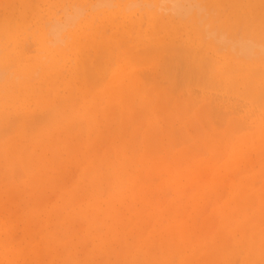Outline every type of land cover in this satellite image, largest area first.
Returning <instances> with one entry per match:
<instances>
[{
    "label": "rangeland",
    "instance_id": "rangeland-1",
    "mask_svg": "<svg viewBox=\"0 0 264 264\" xmlns=\"http://www.w3.org/2000/svg\"><path fill=\"white\" fill-rule=\"evenodd\" d=\"M97 1L0 0V25H2L0 26V70L2 69L0 71V75L2 74L0 76V91H2L0 94L3 95H1L3 99L0 96L2 99L0 100V119L6 117L3 120L6 124L2 120L0 121V259H2L0 263L12 264L13 261L21 259V253L25 254L24 257L28 256L26 258H33L34 254L39 252L34 257L36 258L35 264H264V256H262L264 255V240L259 242L260 249L262 248V251L260 250L262 253L259 255L255 253L251 244L256 234L264 239V184H262L264 183V125L257 126L259 123H254L256 116L264 115V109H260V106L264 108V102H261L264 101V90H262L264 89V79H262L264 72L257 71L256 73L259 75H254L253 70L252 72L250 70L252 68L255 70L264 69V65H262L264 58H261L259 53H256L258 57L254 56L255 60H251V58L247 60L245 56L244 58L243 56L235 57L238 46V43L237 45L235 43L247 41L248 36V41L250 39V42L252 41L255 45L262 44L261 46L264 47V41H262L264 40V0H241L240 3H238L240 0H219L224 2L217 4L218 0H213V2L183 0L186 3L181 6L191 5L190 12L187 13L189 10L185 7L177 9H186V16L182 11H178L182 13L181 15L175 11V8L174 10L168 8L169 4H172L169 0H163V3L161 0H159L160 2L158 0H152V2L151 0H105L110 5L104 2L103 7L98 3L101 0ZM173 1L175 2V0ZM227 1L229 2L227 3ZM179 2L181 4L182 0ZM198 2L199 4H197ZM93 3L96 6L93 7ZM79 5L80 8H84H82L83 10L79 8L77 13L75 9ZM147 5L150 6V9ZM210 6L215 8L214 13L211 12L213 10H209L212 9ZM119 8L120 12H115L119 11ZM74 11L76 15L80 14V11L84 13L82 12L79 20L76 19V23L74 21L70 27H68L70 24L68 23L63 32L58 33L59 38H52L55 35L52 34V31L49 32L48 28L53 20L55 22H57L56 20H66L68 17L66 15ZM112 13L116 14L112 15ZM95 14L96 16H94ZM87 15L89 16L86 22L88 25L83 21L88 17ZM122 15H127V19L122 18ZM200 16H203L204 19ZM156 18L157 20L160 18V22H155ZM123 19L127 20V24ZM80 20H82L81 27H86L89 30L85 31L77 26ZM198 20L203 22L199 23ZM43 23L48 24L44 25ZM155 24H158L157 28H155ZM91 25L94 26L91 27ZM6 29L12 31L6 32ZM218 29L222 31L226 40L230 36L232 39V35L233 39L237 38V41L229 40L235 46L234 54L233 50L230 49L232 51L230 53L228 49L232 43L226 42L224 38L223 42L220 38V42L217 41L221 45L219 46L214 41L217 34H221L220 31H217ZM211 31L215 34L217 32V34H210ZM46 34L47 36H45ZM36 37L38 38L35 39ZM40 37L43 38L42 42ZM97 37L99 38L96 39ZM201 37L206 40L201 41ZM253 37L255 40H252ZM193 38H197V42L194 44L191 43ZM127 39L128 41H126ZM79 40L82 42L79 43ZM87 40L88 42H86ZM73 41L78 43L74 47L72 43L75 42ZM174 44L178 45V48L174 47ZM162 45L172 49L170 52L168 51L169 54L167 50H162ZM179 46H182V49ZM185 46L186 51L184 50ZM154 47L161 48L156 52L150 50V54H147V50H149L147 48L155 49ZM166 47L164 48L166 49ZM188 47H194V51ZM222 47L224 48L222 49ZM144 48L147 49L146 53L141 50ZM169 48L167 49L169 50ZM259 49L255 50L254 47L252 52H257ZM173 50L175 54L172 53ZM188 50H191L192 53ZM260 50L264 51V48ZM141 51H143L142 56ZM187 51L189 55L186 54ZM131 53H135L133 54L135 57L131 59L132 63L129 62ZM15 54L21 55L20 67L28 64L31 66V70L22 74L20 78H15L16 72L13 73L15 68L12 62L10 64L13 65L12 68L5 67L7 57L12 59ZM207 54L211 56L210 64L214 63L211 62L212 58L219 59L220 63L229 61V64H232L230 67L232 72L229 77L236 80L232 84L234 88L229 87L230 84L222 82L221 79L220 83L217 77H213L212 81L215 80L214 82L210 80L209 77L212 76L211 72L215 66L212 65L213 68H209L210 65H205L207 61L205 63L198 62L200 57L201 60L203 57L207 59L209 57ZM175 56L176 59L182 58L180 60H184L183 64L186 65L189 60L191 61H189V65L193 64V66L190 65L191 68L188 69V66L186 68V65L182 68L189 72L180 71L181 64L177 63L179 60L177 61ZM188 56L191 59H187ZM144 57L146 60L143 59ZM164 57L169 58L168 62ZM164 59L163 64L167 68L166 71L162 65ZM171 59L172 61H170ZM185 59L187 60L185 61ZM116 60L122 64L121 67L116 66V64L119 65ZM182 61L179 62L182 63ZM158 62L163 68L158 66ZM173 62L177 65H172ZM42 63H45L44 67ZM83 63L88 64L89 67L83 66ZM36 64L42 66L36 68ZM199 64L205 66L198 68ZM229 64L227 65L229 66ZM52 66L57 67L58 71H55V68L53 70ZM129 66L130 68H128ZM169 66L171 72L168 69ZM241 66L247 73L244 69L242 70L245 72L240 70ZM205 67L204 70L206 72L208 70L206 75L202 70ZM84 68L87 69L84 70ZM232 68L236 71L233 72ZM116 69L119 71L117 72ZM209 69L212 70L209 71ZM237 69L241 72H238ZM114 71L116 73L122 71L116 75L118 81L125 82L126 78L130 80L131 78L128 76L132 75L131 72L134 74L132 75L134 79L138 80L136 79V83L134 82L135 85L132 83L134 80H130L134 89L132 91L129 89L130 92H126L125 96L123 94L124 98L120 95L116 96L115 98L118 99L114 98L115 101L112 102L110 100L113 98L109 100L112 95L108 94V96L104 92L103 96L106 97H103L101 94L108 88V86L107 88L104 86L110 81L109 79L113 78ZM125 71L130 75H127L128 73ZM166 72H170L169 79ZM174 74L179 78L175 79ZM191 74L196 77L192 78ZM201 75L207 81L200 79ZM240 75L246 76L247 79L242 80ZM102 76L105 77L102 78ZM17 77L19 76L17 75ZM119 77H123V79ZM68 79L73 80L71 82ZM148 79L151 83L147 82ZM238 79L239 83H237ZM251 79L253 86L250 84V86L246 85L247 88H243L244 84L248 82L246 80L252 82ZM111 81L112 85H117L116 78ZM118 81L116 82L118 83ZM81 83L83 84L81 85ZM110 83L108 84L110 85ZM200 83L203 85H199ZM207 83L208 89L205 88ZM198 87L199 89H197ZM253 87L256 92L258 91L257 93ZM259 87L262 88L260 89L262 91H259ZM36 88L39 89V92L36 91ZM211 88L214 90L212 91ZM99 89L102 91L100 92ZM188 89L192 90V93L196 92L191 95ZM233 89L234 94L231 93ZM246 89H251L250 94L255 93L251 96L253 103H251L249 91ZM28 90H30L29 93ZM14 92L17 93L14 94ZM183 92L185 93L183 94ZM237 92L239 94H236ZM128 93L129 95L126 96ZM97 95H100V99H97ZM253 96L255 97L253 98ZM255 99L260 102V105L256 103ZM214 102L215 105H212ZM87 105L90 110H87ZM242 105L244 106L242 107ZM86 110L89 111V114L91 111L98 110L99 115L95 114V111L93 112L96 118L92 115V118L98 122L95 124L91 120L93 127H97V129L99 127L97 132H95L96 128L89 131L91 123L87 121L86 117L91 118L92 112L90 116H86ZM51 111L53 112L51 113ZM249 112L252 113L251 116ZM45 113H49L48 116H53L48 117ZM62 113L66 115L60 116L63 115ZM21 115L25 117H20ZM17 116L21 119L17 118V120ZM9 119H12L16 124L11 123L12 126H8L11 121ZM49 119L52 121L50 122ZM60 119L62 120L60 121ZM45 120H48L49 124ZM18 121L20 122L18 123ZM51 124L52 126H50ZM29 126L34 128L33 132L30 131ZM73 126L75 127L73 128ZM38 131H41V134ZM25 132L28 134L26 137H29V141L24 139ZM37 133L41 137L45 134L43 136L46 140L44 137L40 139ZM43 140L47 146L42 143ZM38 142L40 145L35 147ZM33 146L36 150L31 153ZM39 146L44 147V150L39 149ZM27 149L31 157L34 155L33 158H30ZM29 161H31L30 165ZM178 163H180L178 167L180 170L175 166ZM183 171L187 173L185 172V174ZM182 173L185 175L184 178ZM131 185L135 187L133 188ZM251 194H255L253 201L248 199ZM244 218H249V220L246 221ZM250 219L252 220L250 221ZM51 221L53 224L50 223ZM28 224L29 233L27 231ZM244 224L248 226L246 227ZM27 253L28 255H26ZM43 254L46 259L42 258ZM39 255H41L40 260L42 258L41 261L39 260L40 262L38 261ZM13 258L17 259L12 261ZM246 261L247 263H245Z\"/></svg>",
    "mask_w": 264,
    "mask_h": 264
},
{
    "label": "bare ground",
    "instance_id": "bare-ground-1",
    "mask_svg": "<svg viewBox=\"0 0 264 264\" xmlns=\"http://www.w3.org/2000/svg\"><path fill=\"white\" fill-rule=\"evenodd\" d=\"M18 1H19V0H18ZM22 1H23V0H22ZM33 1H34V0H33ZM88 1H89V0H88ZM96 1H97V0H96ZM98 1H99V0H98ZM98 1H97V2H98ZM131 1H132V0H131ZM158 1H159V0H158ZM162 1H163V0H161V2H162ZM169 1H170V3H172V4H171V5L169 4L168 8L170 7V8L173 9V10H174V8H175V9H176V10H175L176 12H178V11H182V13H184L185 16H186V12H187L186 9H185V10L183 9V10H184V11H183L181 8H184V7H185V8H188V10H189V9H190L189 7H190L191 5L189 6V4H188L187 6L182 7L181 5L184 3L183 0H182V3H181V4H179V3H180L179 0H175V2H174L173 0H172V2H171V0H169ZM176 1H177V2H176ZM191 1H193V0H191ZM194 1H195V0H194ZM200 1H203V0H200ZM208 1L213 2V0H208ZM224 1H225V0H224ZM224 1H223V2H224ZM229 1H230V0H229ZM229 1H227V3H228ZM250 1H251V0H250ZM250 1H249V2H250ZM12 2H13V1H12ZM43 2H44V1H43ZM91 2H92V1H91ZM97 2H96V3H97ZM100 2H102V0H101ZM100 2H98V3H99V6H102V5L104 4L105 0H104L101 4H100ZM107 2H108V1H107ZM107 2H105V3H106L107 5H110V4H108L109 2H108V3H107ZM114 2H115V1H114ZM127 2H128V1H127ZM151 2H152V0H151ZM159 2H160V1H159ZM165 2H166V1H165ZM178 2H179V3H178ZM221 2H222V1H219V0H218V1L216 2V4H217V3H221ZM223 2H222V3H223ZM240 2H241V0L238 1V3H240ZM17 3H18V2H17ZM22 3H23V2H22ZM73 3H75V2H73ZM98 3H97V4H98ZM111 3H112V2H111ZM125 3H126V2H125ZM131 3H132V2H131ZM135 3H136V2H135ZM138 3H139V1H138ZM146 3H147V2H146ZM162 3H163V2H162ZM167 3H168V2H167ZM185 3H186V2H185ZM185 3H184V4H185ZM188 3H189V2H188ZM195 3H196V2H195ZM13 4H14V3H13ZM50 4H52V3L50 2ZM56 4H57V3H56ZM77 4H79V3L77 2ZM77 4H76V5H77ZM106 4H105V5H106ZM133 4H134V3H133ZM136 4H137V3H136ZM151 4H152V3H151ZM160 4H161V3H160ZM197 4H199V2H198ZM197 4H196V6H197ZM201 4H202V2H201ZM247 4H248V3H247ZM255 4H256V3H255ZM259 4H261V3H259ZM259 4H258V6H259ZM25 5H26V3H25ZM25 5H24V6H25ZM36 5H37V3H36ZM70 5H72V4L70 3ZM80 5L82 6V4H80ZM80 5H79V6H76V7H78V8H76L77 10L75 9V11H77V13H78V11H79L80 9L83 10L82 8H84V7L80 8V7H81ZM89 5H90V4H89ZM126 5H127V3H126ZM130 5H131V4H130ZM137 5H138V4H137ZM155 5H156V4H155ZM192 5H193V4H192ZM220 5H221V4H220ZM223 5H224V4H223ZM243 5H244V4H243ZM243 5H242V6H243ZM15 6H16V5H15ZM29 6H30V5H29ZM37 6H38V5H37ZM51 6H53V5H51ZM66 6H67V4H66ZM74 6H75V5H74ZM74 6H73V7H74ZM94 6H96L95 3H93V7H94ZM135 6H136V5H135ZM147 6H148V5H147ZM196 6H194V7H196ZM242 6H241V7H242ZM250 6H251V5H250ZM256 6H257V5H256ZM67 7H68V6H67ZM73 7H71V8H73ZM88 7H89V6H88ZM97 7H98V5H97ZM97 7H96V8H97ZM102 7H103V6H102ZM105 7H106V6H105ZM107 7H108V6H107ZM131 7H132V6H131ZM133 7H134V6H133ZM153 7H154V6H153ZM153 7H152V8H153ZM163 7H164V5H163ZM166 7H167V5H166ZM179 7H181V8H180L181 10H180V9H177V8H179ZM202 7H203V6H202ZM210 7H211V6H210ZM259 7H260V6H259ZM37 8H38V7H37ZM79 8H80V9H79ZM148 8L150 9V6H148ZM168 8H166V9H168ZM192 8H193V7H192ZM211 8H212V7H211ZM233 8H234V7H233ZM28 9H29V8H28ZM57 9H58V8H57ZM64 9H65V8H64ZM89 9H90V7H89ZM94 9H95V8H94ZM113 9H114V8H113ZM149 9H148V10H149ZM198 9H199V8H198ZM200 9H204V8H200ZM214 9H215V8H214ZM214 9L212 8V9H209V10H213V11H211V12L214 13V12H215ZM255 9H256V8H255ZM39 10H40V9H39ZM73 10H74V9H73ZM92 10H93V9H92ZM92 10H91V11H92ZM117 10H118V9H117ZM121 10H122V9H121ZM123 10H124V9H123ZM125 10H126V7H125ZM125 10H124V11H125ZM127 10H128V8H127ZM158 10H159V9H158ZM160 10H161V9H160ZM168 10H169V9H168ZM244 10H245V9H244ZM32 11H33V10H32ZM52 11H53V10H52ZM60 11H61V9H60ZM60 11H59V12H60ZM65 11H66V10H65ZM75 11H74L73 13L71 12V14H74V15H71L69 12H67V13H69L70 15H69V14L66 15V16H68L67 19L65 18L66 20H62V21L59 20V21H61V22H59L58 20H56L57 22H55L54 20H53V22L51 21L53 25H52V24H51V26L49 25V28H48V29H49V32L52 31V34L55 35V36H52V34L50 33L51 36H52V38H53V37H55V38H59V36H60L59 34H60L61 32H63V29H65V27H67L68 23H70V24L68 25V27H70V25H71L74 21H75L74 23H76V19L79 20V17L81 16V13H82L83 11H80L81 13L78 14V15H76ZM84 11H85V10H84ZM105 11H106V9H105ZM113 11H114V10H113ZM137 11H138V10H137ZM139 11H140V10H139ZM152 11H153V10H152ZM152 11H151V12H152ZM161 11H162V10H161ZM165 11H166V10H165ZM219 11H220V10H219ZM252 11H253V10H252ZM252 11H251V13H253ZM55 12H56V11H55ZM115 12L119 13V12H120V8H119V11H115ZM121 12H122V11H121ZM125 12H126V11H125ZM153 12H154V11H153ZM158 12H160V11H158ZM172 12H174V11H172ZM176 12H175V13H176ZM189 12H190V10H189L187 13H189ZM197 12H199V11H197ZM200 12H201V11H200ZM205 12H206V11H205ZM64 13H66V12H64ZM83 13H84V12H83ZM98 13H99V12H98ZM100 13H101V11H100ZM104 13H105V12H104ZM164 13H165V12H164ZM178 13L182 15L181 12H178ZM251 13H250V14H251ZM56 14H57V13H56ZM114 14H116V13H112V15H114ZM154 14H155V13H154ZM85 15H86V14H85ZM88 15L90 16V12H89ZM88 15H87V16H88ZM104 15H105V14H104ZM145 15H146V14H145ZM196 15H197V14H196ZM207 15H208V14H207ZM252 15H253V14H252ZM5 16H6V14H5ZM66 16H64V17H66ZM89 16L86 17V18L83 20V21H85V24H86V22H87ZM94 16H96V14H95ZM116 16H118V15H116ZM168 16H169V15H168ZM168 16H167V17H168ZM246 16H247V13H246ZM6 17H7V16H6ZM39 17H41V16H39ZM64 17H63V18H64ZM98 17H99V15H98ZM119 17H120V16H119ZM119 17H118V18H119ZM176 17H177V16H176ZM179 17H180V15H179ZM200 17L202 18L203 16H200ZM41 18H42V17H41ZM91 18H92V17H91ZM122 18H126V19H127V15H126V16L122 15ZM142 18H143V17H142ZM144 18H145V17H144ZM181 18H182V17H181ZM201 18H200V19H201ZM12 19H13V18H12ZM55 19H56V18H55ZM61 19H62V18H61ZM81 19H83V18H81ZM186 19H187V18H186ZM188 19H190V18H188ZM202 19H204V18H202ZM205 19H206V18H205ZM3 20L5 21V18H4ZM92 20H94V19L92 18ZM109 20H110V19H109ZM123 20L125 21V19H123ZM150 20L152 21V19H150ZM217 20H218V19H217ZM24 21H25V20H24ZM81 21H82V20H80V22L77 23V26H79L80 29L83 28V27H81V25H82V22H81ZM124 21H123V23L126 22L125 24H127V20H126L125 22H124ZM134 21H135V20H134ZM148 21H149V20H148ZM156 21H159V22H160V18H159L158 20H157V18H156L155 22H156ZM44 22H46V21H44ZM112 22H113V21H112ZM143 22H144V21H143ZM149 22H150V21H149ZM159 22H158V23H159ZM187 22H188V21H187ZM198 22H199V20H198ZM200 22H201V21H200ZM200 22H199V23H200ZM202 22H203V21H202ZM202 22H201V23H202ZM225 22H226V21H225ZM239 22H240V21H239ZM4 23H5V22H4ZM48 23H49V22H48ZM48 23H46V24H48ZM93 23H94V21H93ZM93 23H92V24H93ZM114 23H115V20H114L113 24H114ZM117 23H118V22H117ZM129 23H130V20H129ZM199 23H198V24H199ZM20 24H21V23H20ZM36 24H37V23H36ZM43 24H44V23H43ZM43 24H42V25H43ZM46 24H44V25H46ZM125 24H124V25H125ZM141 24H142V23H141ZM150 24H151V23H150ZM165 24H167V23L165 22ZM205 24H206V23H205ZM7 25H8V24H7ZM33 25H34V23H33ZM73 25H75V24H73ZM86 25H88V24H86ZM86 25H84V26H86ZM157 25H158V24H155V26H156L155 28H157ZM159 25H160V24H159ZM167 25H168V24H167ZM192 25H193V24H192ZM206 25H207V24H206ZM0 26H2V25H0ZM21 26H22V25H21ZM75 26H76V25H75ZM93 26H94V25H93ZM93 26L91 25V27H93ZM112 26H114V25H112ZM127 26H128V25H127ZM130 26H131V25H130ZM134 26H135V25H134ZM134 26H133V27H134ZM174 26H175V25H174ZM197 26H198V25H197ZM9 27H10V26H9ZM17 27H18V26H17ZM71 27H72V26H71ZM97 27H98V26H97ZM124 27H125V26H124ZM149 27H150V25H149ZM164 27H165V26H164ZM206 27H207V26H206ZM214 27H215V26H214ZM0 28H1V27H0ZM38 28H39V26H38ZM43 28H44V27H43ZM150 28H151V27H150ZM166 28H168V27H166ZM179 28H180V27H179ZM83 29H85V31H86V29H88V28L84 27ZM97 29H98V28H97ZM104 29H105V28H104ZM110 29H111V27H110ZM112 29H113V27H112ZM123 29H124V28H123ZM130 29H132V28H130ZM133 29H134V28H133ZM159 29H160V28H159ZM173 29H174V28H173ZM205 29H206V28H205ZM4 30H5V29H4ZM4 30H1V31L4 32ZM9 30H11V29H9ZM9 30L6 29V32L9 31ZM25 30H26V29H25ZM61 30H62V31H61ZM69 30H70V29H69ZM88 30H89V29H88ZM90 30H91V29H90ZM92 30H93V29H92ZM105 30H106V29H105ZM128 30H129V29H128ZM134 30H135V29H134ZM141 30H142V29H141ZM149 30H150V29H149ZM167 30H168V29H167ZM167 30H166V32H167ZM177 30H178V27H177L176 31H177ZM202 30H203V29H202ZM11 31H12V30H11ZM17 31H18V30H17ZM35 31H36V30H35ZM37 31H38V30H37ZM46 31H47V30H46ZM46 31H45V32H46ZM98 31H101V30H98ZM147 31H148V30H147ZM157 31H159V30L157 29ZM157 31H156V32H157ZM160 31H161V29H160ZM160 31H159V32H160ZM168 31H169V30H168ZM213 31H214V30H213ZM213 31H211L210 34H215V33H214L215 31H214V32H213ZM217 31H220L221 34H219V35H220V36H219V35L217 34V32H216V34H217L216 39H217V40L214 39V41H216V42H217V41L220 42L219 39L222 38V41L224 42L223 38H224L225 40H226V38H225V36L222 34V31L219 30V29H218ZM224 31H225V30H224ZM261 31H262V30H261ZM59 32H60V33H59ZM82 32H83V31H82ZM148 32H149V31H148ZM159 32H158V34H159ZM162 32H163V31H162ZM23 33H24V32H23ZM58 33H59V34H58ZM68 33H69V32H68ZM132 33H133V32H132ZM140 33H141V32H140ZM177 33H179V32H177ZM238 33H239V27H238ZM0 34H1V33H0ZM2 34H3V33H2ZM4 34H7V33H4ZM8 34H10V33H8ZM33 34H34V33H33ZM47 34H48V33H47ZM47 34H46L45 36H47ZM66 34H67V33H66ZM66 34H65V35H66ZM97 34H98V36H99V33H97ZM116 34H117V33H116ZM169 34H170V33H169ZM216 34H215V35H216ZM224 34H225V33H224ZM13 35H14V34H13ZM13 35H12V36H13ZM19 35H21V34H19ZM56 35H57V36H56ZM58 35H59V36H58ZM104 35H106V34H104ZM127 35H128V34H127ZM159 35H160V34H159ZM167 35H168V34H167ZM171 35H172V33H171ZM208 35H209V34H208ZM221 35H223L224 37L221 36ZM239 35H240V34H239ZM48 36H49V35H48ZM87 36H88V35H87ZM87 36H86V37H87ZM115 36H116V35H115ZM157 36H158V35L156 34V37H157ZM169 36H170V35H169ZM189 36H190V35H189ZM236 36H237V35H236ZM15 37H16V36H15ZM17 37H18V36H17ZM66 37H67V36H66ZM80 37H81V35H80ZM82 37H83V36H82ZM99 37H100V36H99ZM99 37H97L96 39H98ZM111 37H112V36H111ZM123 37H124V36H123ZM136 37H137V36H136ZM180 37H181V36H180ZM202 37H203V36H202ZM202 37H201L200 39H201V41L204 42V40H206V39H202ZM230 37H231V36H230ZM230 37H229V38L227 37L228 40H226V42L228 41V43H230V44L232 43V46L228 47L229 51H230V49L233 50V48L235 47V46L233 45V42H231V41H233V40H236V41H237V38H236V39H235V38L233 39V35H232V39H233V40H232ZM239 37H240V36H239ZM245 37H246V36H245ZM254 37H255V36H254ZM254 37H253L252 40H255ZM1 38H2V37H1ZM37 38H38V37H36L35 39H37ZM113 38H114V37H113ZM165 38H166V37H165ZM203 38H204V37H203ZM205 38H206V37H205ZM243 38H244V37H243ZM248 38H249V36H248ZM248 38H247V39L245 38L247 41H240V42L238 41V42L235 43V45H237V43H238V46H237V53H235V54H237V56H235V57H236V58H240V56H241V57L243 56V58H244V56H245V58H246L247 60L250 59V58H251V60H252V59L255 60V59H256L255 57H256V56L258 57L257 54L259 53V54L261 55V58H264V51L260 50L261 48H264V47L261 46L262 44H261L260 46L257 45V44L255 45L252 41L250 42V39H249V41H248ZM40 39H41V42H42V41H43V38L40 37ZM40 39H39V40H40ZM44 39H45V38H44ZM78 39H79V38H78ZM82 39L84 40V38H82ZM96 39H95V40H96ZM122 39H123V38H122ZM176 39H177V38H176ZM180 39H181V38H180ZM198 39H199V38H198ZM200 39H199V41H200ZM230 39H231V41L229 42ZM24 40H25V38H24ZM46 40H47V39H46ZM68 40H69V39H68ZM74 40H75V39H74ZM80 40H81V38H80ZM80 40H79V41H80ZM88 40H89V39H88ZM88 40H87L86 42H88ZM90 40H92V39H90ZM90 40H89V41H90ZM154 40H155V39H154ZM165 40H166V39H165ZM167 40H168V39H167ZM172 40H173V39H172ZM185 40H186V39H185ZM242 40H243V39H242ZM260 40H262V39H260ZM7 41H8V40H7ZM15 41H16V40H15ZM120 41H121V40H120ZM126 41H128V39H127ZM129 41H130V40H129ZM133 41H135V40H133ZM142 41H143V40H142ZM168 41H169V40H168ZM168 41H166V42H168ZM180 41H181V40H180ZM187 41H188V40H187ZM199 41H198V43H199ZM201 41H200V42H201ZM258 41H259V40H258ZM258 41H257V42H258ZM262 41H264V40H262ZM49 42L51 43V41H49ZM49 42H48V43H49ZM53 42H54V39H53ZM55 42H56V41H55ZM73 42H75V43H72V44H73V47L76 46V45L78 44V43H76V41H73ZM81 42H82V41H80L79 43H81ZM108 42H109V41H108ZM137 42H138V41H137ZM139 42H140V41H139ZM174 42H175V40L173 41V43H174ZM178 42H179V41H178ZM195 42H197V38H193L192 41H191L192 44H194ZM203 42H202V43H203ZM218 42H217V43H218ZM223 42H221V43L223 44ZM226 42H225V44H227ZM25 43H26V42H25ZM48 43H47V45H48ZM188 43H189V42H188ZM255 43H256V41H255ZM52 44H53V43H52ZM121 44H123V43H121ZM121 44H120V45H121ZM218 44H219V43H218ZM170 45H171V44H170ZM174 45H175V46H174ZM174 45H172V46H174V47L177 46V48H178V45H176V44H174ZM179 45H180V44H179ZM4 46H5V45H4ZM4 46H3V47H4ZM121 46H122V45H121ZM162 46H163V47H162V50H165V51L167 50V53H168V51L170 52V50H172V49L169 48V47H166V46H164V45H162ZM219 46H221V45L219 44ZM222 46H225V45H222ZM226 46H227V45H226ZM257 46H258V47H257ZM7 47H8V46H7ZM23 47H24V45H23ZM47 47H48V46H47ZM57 47H58V45H57ZM99 47H100V46H99ZM110 47H112V46H110ZM164 47H166V49H165ZM170 47H171V46H170ZM179 47H180V46H179ZM181 47H182V46H181ZM181 47H180V48H181ZM194 47H195V46H194ZM194 47H192V48H191V47H188V49L191 48V50L194 51V49H193ZM231 47H232V48H231ZM254 47H255V50L259 49L260 47H261V48L258 50L259 52H258V51H257V52H252V51L254 50ZM256 47H257V49H256ZM51 48H52V47H51ZM66 48H67V47H66ZM71 48H72V47H71ZM100 48H101V47H100ZM100 48H99V49H100ZM108 48H109V47H108ZM154 48H155V47H154ZM160 48H161V47H158V49H160ZM167 48H169V50H168ZM209 48H210V47H209ZM215 48H216V47H215ZM218 48H219V47H218ZM223 48H224V47H222V49H223ZM5 49H6V48H5ZM5 49H4V50H5ZM9 49H10V48H9ZM18 49H19V48H18ZM73 49H74V48H73ZM73 49H72V51H73ZM147 49H149V50H147ZM147 49L144 48V49H141V50H144V53H146L145 51L147 50V54H150V53H149L150 50H154L155 52L158 50L157 48H155V49H153V48H152V49H151V48H147ZM173 49H174V48H173ZM181 49H182V48H181ZM181 49H179V50H181ZM183 49H184V48H183ZM213 49H214V46H213ZM92 50H93V49H92ZM124 50H125V49H124ZM138 50H139V49H138ZM138 50H137V52H139ZM174 50H175V49H174ZM174 50L172 51V53L174 52V54H175V51H176V50H175V51H174ZM177 50H178V49H177ZM184 50L186 51V46H185V49H184ZM184 50H183V51H184ZM191 50H190V51L188 50V51L191 52ZM216 50H217V49H216ZM220 50H221V49H220ZM16 51H17V49H16ZM185 51H184V52H185ZM188 51L186 52V54L189 53ZM214 51H215V49H214ZM239 51H240V52H239ZM260 51H261L262 53H261ZM0 52H1V51H0ZM40 52H41V51H40ZM48 52H49V51H48ZM137 52H135V53H137ZM142 52H143V51H141L140 53H142ZM179 52H180V51H179ZM196 52H197V51H196ZM211 52H212V50H211ZM211 52H210V53H211ZM215 52H216V51H215ZM215 52H214V53H215ZM217 52H218V51H217ZM234 52H235V50H233V54H234ZM37 53H38V52H37ZM74 53H75V52H74ZM76 53H80V52H76ZM91 53H92V52H91ZM99 53H100V52H99ZM135 53H133V54H135ZM152 53H154V52H152ZM191 53H192V52H191ZM191 53H190V54H191ZM205 53H206V52H205ZM218 53H219V52H218ZM222 53H223V52H222ZM230 53H232V51H230ZM241 53H242V55H241ZM254 53H255V54H254ZM256 53H257V54H256ZM11 54H14V53L11 52ZM64 54H66V53H64ZM129 54H130V53H129ZM131 54H132V53H131ZM133 54L130 56V57H131L130 60L132 59V57H135V55L133 56ZM165 54H166V52L164 53V55H165ZM168 54H169V53H168ZM179 54H181V53H179ZM183 54H185V53H183ZM186 54H185V56H187ZM216 54H217V53H216ZM1 55H2V54H1ZM49 55H50V54H49ZM74 55H75V54H74ZM138 55H139V53H138ZM142 55H143V53L141 54V56H142ZM154 55H155V54H154ZM176 55H177V54H176ZM188 55H189V54H188ZM196 55H198V54H196ZM207 55H208V54H207ZM238 55H239V57H238ZM251 55H252V57H254L255 55H256V56H255L254 58H252ZM7 56H10V54H9V55L7 54ZM11 56H12V55H11ZM19 56H20V57H19ZM144 56L146 57V55H144ZM148 56H149V55H148ZM155 56H156V55H155ZM157 56H158V55H157ZM168 56H169V55H168ZM183 56H184V55H183ZM190 56H192V55H190ZM208 56H209V57H207V59H206L205 57H203V58H202L203 60H201V57H200V61H198V62H199V63H205V62L207 61V63H206L205 65H210L209 68H213V67H211L212 65L215 66V67L213 68V71L211 72V74H212L211 77H212V78L209 77L210 80L212 81V80H213V77H214V78L217 77V78L219 79L220 83H221V80H222V82L224 81L225 83H228V85L230 84L229 87H230V86L232 87V86H233L232 84L235 83V81H236L235 79H233V78L231 79V78L229 77V75H230L231 72H232V70H231V68H230L232 64H231V63L229 64V61H228V63H226V62H222V63H220V62H219V59H213V58H212L213 61H211V62H212V63L214 62V63H213V64H210V57H211V56H210V54H209ZM227 56H229V55H227ZM246 56H248V57H246ZM54 57H55V54H54ZM145 57L143 58L144 60H146ZM162 57H163V55H162ZM171 57H172V56H171ZM173 57H174V56H173ZM181 57H182V55H181ZM194 57H196V56L194 55ZM217 57H218V56H217ZM118 58H119V56H118ZM118 58H117V59H118ZM164 58H165V57H164ZM189 58L191 59V57L188 56L187 59H189ZM261 58H259V59H261ZM5 59H6V58H5ZM34 59H35V58H34ZM70 59H71V58H70ZM165 59H166V61H167L169 58H168V59L165 58ZM165 59L162 60V65H163V66H164L163 61H165ZM175 59H176V56H175ZM180 59H182V58L178 57V59H176V60H177V61H178V60H179V61H182V60H180ZM187 59H185V61H186ZM205 59H206V60H205ZM246 59H245V60H246ZM257 59H258V58H257ZM20 60H21V55H20V54H19L18 56L15 54L14 57H13L12 59H11L10 57H7V60H6V61L4 60V61H5V64H7V65H5V67H6V66H9L10 68H12L11 66L14 65L13 67H14L15 69L13 70V73L16 72L15 78H20L22 74H25L27 71H30V70H31V66H30V64H28V65H23L22 67H20V66H19ZM39 60H40V59H39ZM63 60H64V58H63ZM77 60H78V59H77ZM119 60H120V59H118V61H119ZM121 60H122V58H121ZM133 60H134V59H133ZM193 60H195V59H193ZM208 60H209V63H208ZM239 60H241V59H239ZM52 61H53V60H52ZM57 61L59 62V60H57ZM116 61H117V60H116ZM118 61H117V62H118ZM137 61H138V60H137ZM170 61H172V59H171ZM173 61H175V60H173ZM179 61H178L177 63H179V65L181 64V65H180V68L182 69L183 66H185L186 64H183V63H184V62H183L184 60L182 61V63H180ZM189 61H190V60H189ZM189 61H188V65H186V68H187V66H188V69L191 68L190 65L193 66L192 63L189 65ZM203 61H204V62H203ZM241 61H242V60H241ZM11 62H12L13 65H10ZM117 62H116V63H117ZM119 62H120V61H119ZM119 62H118V64H119ZM126 62H127V61H126ZM126 62H125L124 65H123V69H124V66H125ZM129 62L132 63L133 61L131 60V61H129ZM146 62H147V61H146ZM167 62H168V61H167ZM175 62H176V61H175ZM175 62H173L174 64H172V63H171V64H172V65H175V64H176ZM190 62H191V61H190ZM111 63H112V62H111ZM120 63H121V62H120ZM127 63H128V62H127ZM131 63H130V65H131ZM44 64H45V63H44ZM44 64L42 63L43 67H44ZM83 64H84V63H83ZM136 64H137V63H136ZM148 64H149V63H148ZM167 64H168V63H167ZM167 64H166V65H167ZM171 64H170V65H171ZM182 64H183V65H182ZM227 64H229V66H228ZM42 65H41V66H42ZM58 65H59V64H58ZM58 65H57V66H58ZM85 65H86L87 67H89L88 64H84L83 66H85ZM120 65L122 66V64H119V65L116 64V66L121 67ZM160 65H161V64H160ZM160 65H159V62H158V66H160ZM162 65H161V66H162ZM176 65H177V64H176ZM205 65H204V66H205ZM216 65H217V66H216ZM262 65H264V64H262ZM35 66H36V68H38V67L40 66V64H39V65L36 64ZM37 66H38V67H37ZM41 66H40V67H41ZM127 66H128V64H127ZM161 66H160V67H161ZM189 66H190V67H189ZM196 66H198V65H196ZM204 66H202L201 64H199L198 68H199V67H204ZM251 66H252V65H251ZM257 66H258V65H257ZM52 67H53V70H54L55 66H52ZM112 67H113V66H112ZM152 67H153V66H152ZM206 67H207V66H206ZM206 67L203 68L202 70L206 69ZM232 67L234 68V66H232ZM241 67H242V68H240V70H242V69L245 70V68H243V66H241ZM7 68H8V67H7ZM10 68H9V69H10ZM50 68H51V66H50ZM116 68H117V67H116ZM125 68H126V67H125ZM128 68H130V66H129ZM128 68H127V69H128ZM161 68H163V67H161ZM161 68H160V69H161ZM164 68H165V66H164ZM174 68H175V67H174ZM198 68H197V69H198ZM233 68H232V69H233ZM236 68H238V67H236ZM56 69H57V67L55 68V71H58V70H56ZM60 69H61V68H60ZM86 69H87V68H84V70H86ZM88 69H89V68H88ZM118 69H120V68H118ZM118 69H116L117 72L119 71ZM121 69H122V68H121ZM151 69H152V68H151ZM168 69H169L170 72H171V68H170V66H169ZM172 69H173V68H172ZM176 69H177V68H176ZM181 69H180V71H185V70H186V69H184V70H183V69L181 70ZM193 69H194V68H193ZM249 69H250V68H249ZM249 69H247V70H249ZM37 70H38V69H37ZM48 70H49V69H48ZM66 70H67V69H66ZM114 70H115V69H114ZM166 70H167V68H165L164 71H166ZM190 70H191V69H190ZM202 70H201V72H202ZM211 70H212V69H211ZM211 70L209 69V71H211ZM233 70H234L233 72L236 71L235 69H233ZM237 70H238V69H237ZM240 70H238V72H239ZM244 70H242V71H244ZM250 70H251V72H252V70H253L254 75L257 74V73H256L257 71H260V73L264 72V71H262V70H264V69H262V70H259V69L255 70V69L252 68V69H250ZM250 70H249V71H250ZM254 70H255V71H254ZM0 71H2V69H1ZM73 71H74V70H73ZM132 71H133V72H137V71H134V70H132ZM161 71H163V70H161ZM186 71L189 72V70H186ZM186 71H185V73H186ZM192 71H193V70H192ZM192 71H191V73H192ZM245 71H246V70H245ZM245 71H244V72H245ZM8 72H9V71H8ZM35 72H36V71H35ZM37 72H38V71H37ZM53 72H54V71H53ZM84 72H86V71H84ZM121 72H122V71H121ZM121 72H119V73H121ZM125 72H127V71H125ZM130 72H131V71H130ZM138 72H139V71H138ZM149 72H150V71H149ZM170 72H169V73L166 72V74H167L166 76H167V77H168V74H170ZM176 72H177V71H176ZM193 72H196V71H193ZM201 72L199 71V73H201ZM240 72H241V71H240ZM4 73H5V72H4ZM33 73H34V72H33ZM33 73H32V75H33ZM43 73H44V72H43ZM54 73H56V72H54ZM62 73H63V72H62ZM113 73H114V75H115V76L113 75V78H116V81H118V77H116V75H118L119 73H116L115 71H114ZM113 73H112V74H113ZM123 73H124V71H123ZM127 73H128V72H127ZM144 73H145V72H144ZM144 73H143V74H144ZM196 73H197V72H196ZM205 73L207 74V73H208V70H207V72L204 70V75H206ZM246 73H247V71H246ZM10 74H11V73H10ZM27 74H28V73H27ZM44 74H45V73H44ZM44 74H43V75H44ZM124 74H125V73H124ZM131 74L134 75L132 72H131ZM143 74H142V75H143ZM145 74H146V73H145ZM145 74H144V75H145ZM177 74H178V73H177ZM262 74H264V73H262ZM262 74H261V75H262ZM1 75H2V74H1ZM1 75H0V76H1ZM17 75H18L19 77H17ZM41 75H42V74H41ZM43 75H42V76H43ZM52 75H53V74H52ZM57 75H58V74H57ZM76 75H77V74H76ZM127 75H130V74L128 73ZM132 75H131V76H132ZM135 75H136V74H135ZM137 75H139V74L137 73ZM140 75H141V73H140ZM148 75H149V74H148ZM164 75H165V74H164ZM174 75L176 76V74H174ZM180 75H181V72H180ZM182 75H184V74L182 73ZM191 75H192V74H191ZM252 75H253V74H252ZM257 75H259V73H258ZM27 76H28V75H27ZM42 76H41V77H42ZM59 76H60V75H59ZM63 76H64V75H63ZM71 76H72V75H71ZM84 76H85V74H84ZM120 76H121V75H120ZM124 76H126V75H124ZM131 76H128V77L131 78L130 80H134L133 82L130 81L129 78H128V79H127V78L125 79V77H124V79L126 80V81H125L126 83H125L124 81H121V80L119 79L120 81H118V83L115 81V83H116L117 85H115V84L112 85L113 83H112L111 79H113V78L109 79L110 81H109L108 83L111 82L110 85H109L108 83H107V85L105 84L104 87L107 88V86H108V88L104 90L103 87H102V89H103L104 91L102 92V94H101V93H100V94L103 96V94H105L104 92H106L107 95H108V94H109L110 96L112 95V97L109 98V100L113 98L112 100H110V101H112V102H113L114 98H115L116 96H118V95H120V97H122L123 94H124V96H125V93H126V92H130L129 89H130L131 91L134 89V87L132 88V85H131V84L134 83V82L136 83V79H137V78L134 79V77H133V76L131 77ZM171 76H172V75H171ZM175 76H173L175 79H176V78H179V77H177L178 75H177L176 77H175ZM188 76H189V75H188ZM188 76H187V77H188ZM192 76H193V75H192ZM192 76H191V77H192ZM197 76H198V75H197ZM201 76H202V75H201ZM240 76H241L242 80H244L245 78L247 79L246 76H243V75H240ZM250 76H251V74L249 75V77H250ZM3 77H4V76H3ZM13 77H14V76H13ZM24 77H25V76H24ZM46 77H47V76H46ZM75 77H76V76H75ZM103 77H105V76H102V78H103ZM135 77H136V76H135ZM137 77H139V76H137ZM167 77H166V78H167ZM169 77H170V75H169ZM169 77H168V79H169ZM185 77H186V76H185ZM194 77H196V76L194 75L192 78H194ZM198 77H199V76H198ZM203 77H204V76L200 77V79L202 78V80H205V78H203ZM205 77H206V76H205ZM249 77H248V78H249ZM257 77H259V76H257ZM1 78H2V77H1ZM25 78H27V77H25ZM32 78H33V77H32ZM32 78H31V79H32ZM100 78H101V77H100ZM119 78H122V79H123V77H119ZM149 78H150V77H149ZM209 78H207V79H209ZM39 79H40V78H39ZM45 79H46V78H45ZM142 79H143V78H142ZM144 79H145V78H144ZM164 79H165V78H164ZM172 79H173V78H172ZM189 79H191V78H189ZM195 79H196V78H195ZM220 79H221V80H220ZM259 79H260V78H259ZM262 79H264V78H262ZM5 80H6V79H5ZM9 80H10V79H9ZM9 80H8V81H9ZM11 80H12V79H11ZM14 80H16V79H14ZM14 80H13V81H14ZM33 80H34V79H33ZM41 80H42V79H41ZM55 80H56V79H55ZM68 80H70V79H68ZM68 80H67V83H68ZM72 80H73V79H71L70 81L72 82ZM114 80H115V79H114ZM137 80H138V79H137ZM196 80H197V79H196ZM210 80H208V83H210V82H209ZM249 80H250V78H249ZM249 80H246V82H247V81L249 82ZM251 80H252V79H251ZM0 81H1V80H0ZM8 81H7V82H8ZM19 81H20V80H19ZM36 81H37V80H36ZM36 81H35V82H36ZM39 81H40V80H39ZM70 81H69V82H70ZM128 81H129V82H128ZM139 81H140V80H139ZM148 81L151 83V81H150L149 79L147 80V82H148ZM188 81H189V80H188ZM205 81H207V80H205ZM214 81H215V80H214ZM214 81H212V82H214ZM230 81H231V83H230ZM237 81H238L237 83H239V79H238ZM20 82H21V81H20ZM20 82H19V83H20ZM30 82H31V81H30ZM43 82H44V81H43ZM131 82H132V83H131ZM143 82H144V81H143ZM147 82H146V83H147ZM248 82H247V83H248ZM9 83L11 84L12 82L10 81ZM32 83H33V81H32ZM54 83H55V81H54ZM135 83H134V85H135ZM138 83H140V82H138ZM144 83H145V82H144ZM174 83H175V82H174ZM191 83H194V82H191ZM191 83H190V84H191ZM195 83H196V82H195ZM202 83H203V81H202ZM208 83H207V86L205 85V86H206V87H205L206 89L209 88V87H208ZM240 83H241V82H240ZM244 83H245V81H244ZM247 83L244 84V87H243V88H245V87L247 88V86H250V84L253 83V80H252V82L250 81L248 84H247ZM24 84H25V82H24ZM36 84H37V83H36ZM42 84H43V83H42ZM55 84H56V83H55ZM55 84H52V85L55 86ZM70 84H71V83H69V85H70ZM82 84H83V83H81V85H82ZM203 84H204V83H203ZM203 84H202V85H203ZM259 84H260V83H259ZM39 85H40V84H39ZM44 85H45V84H44ZM44 85H43V86H44ZM47 85H48V84H47ZM67 85H68V84H67ZM72 85H73V84H72ZM128 85H129V86H128ZM130 85H131V87H130ZM186 85H187V83H186ZM199 85H201V83H200ZM202 85H201V86H202ZM226 85H227V84H226ZM228 85H227V86H228ZM237 85H238V84H237ZM246 85H247V86H246ZM48 86H49V85H48ZM60 86H61V83H60ZM70 86H71V85H70ZM136 86H137V85H136ZM181 86H182V85H181ZM209 86H210V85H209ZM234 86H235V85H234ZM252 86H253V84H252ZM9 87H10V86H9ZM13 87H14V86H13ZM26 87H27V86H26ZM58 87H59V86H58ZM84 87H86V86H84ZM127 87H128V88H127ZM129 87H130V88H129ZM182 87H183V86H182ZM185 87H186V86H185ZM188 87H189V86H188ZM196 87H197V85H196ZM207 87H208V88H207ZM212 87H213V84H212ZM217 87H218V86H217ZM217 87H216V88H217ZM235 87H236V86H235ZM10 88H11V87H10ZM10 88H9V89H10ZM17 88H19V87H17ZM65 88H66V86H65ZM71 88H72V87H71ZM232 88H234V87H232ZM236 88H237V87H236ZM250 88H251V87H250ZM253 88H254V87H253ZM6 89H7V88H6ZM9 89H8V92H9ZM20 89H21V88H20ZM20 89H19V90H20ZM36 89H37V88H36ZM42 89H43V88H42ZM115 89H116V90H115ZM126 89H127V90H126ZM135 89H136V88H135ZM157 89H158V88H157ZM175 89H177V88L175 87ZM197 89H199V87H198ZM227 89H229V88L227 87ZM251 89H252V88H251ZM251 89H250V90H251ZM254 89H255V88H254ZM258 89H259V91L264 90V89H262V88H260V87H259ZM260 89H262V90H260ZM0 90H1V88H0ZM15 90H16V89H15ZM21 90H22V89H21ZM40 90H41V88H40ZM81 90H82V89H81ZM84 90H85V89H84ZM99 90H100V92L102 91L101 89H99ZM99 90H97V91H99ZM153 90H154V89H153ZM189 90H190V89H188V91H189ZM204 90H205V89H204ZM211 90L213 91L214 89L211 88ZM250 90H247V89H246V91H249V92H248L249 94H250ZM29 91H30V90H28V93H29ZM36 91L39 92V89H37ZM36 91H35V92H36ZM42 91H43V90H42ZM47 91H48V90H47ZM85 91H86V90H85ZM191 91H192V90H191ZM191 91H189V93H191V95H193V94L196 92V91H195V92L192 93ZM212 91H210V92H212ZM216 91H217V90H216ZM221 91H222V90H221ZM237 91H239V90H237ZM240 91H241V89H240ZM0 92H2V91H0ZM3 92H4V91H3ZM6 92H7V91H6ZM26 92H27V89H26ZM49 92H50V91H49ZM57 92H58V91H57ZM83 92H84V91H83ZM83 92H82V93H83ZM143 92H144V91H143ZM186 92H187V91H186ZM206 92H207V91H206ZM233 92L235 93L234 89H233V91H232L231 93H233ZM255 92H256V89H255ZM257 92H258V91H257ZM257 92H256V93H257ZM16 93H17V92H14V94H16ZM20 93H21V92H20ZM23 93H24V92H23ZM174 93H175V92H174ZM184 93H185V92H183V94H184ZM198 93H199V92H198ZM234 93H233V94H234ZM243 93H244V92H243ZM259 93H260V92H259ZM34 94H35V93H34ZM121 94H122V95H121ZM204 94H206V93H204ZM212 94H213V93H212ZM226 94H227V93H226ZM236 94H239V93L237 92ZM240 94H242V92H240ZM246 94H247V92H246ZM252 94L255 95V93H251V94H250V97H249V98L251 99V103H253V102H252L253 99L251 98ZM1 95H2V94H0V96H1ZM23 95H24V94H23ZM27 95H28V94H27ZM47 95H49V94H47ZM82 95H85V94H82ZM109 95H108V96H109ZM113 95H114V97H113ZM127 95H129V93L126 94V96H127ZM146 95H147V94H146ZM146 95H145V97H147ZM196 95H197V94H196ZM196 95H194V96H196ZM247 95H248V94H247ZM247 95H246V96H247ZM256 95H259V94H256ZM2 96H3V95H2ZM2 96H1V97H2ZM15 96H16V95H15ZM45 96H46V95H45ZM97 96H98V95H97ZM108 96H107V98H108ZM124 96H123V98H124ZM183 96H184V95H183ZM186 96H187V94H186ZM188 96H189V94H188ZM201 96H202V95H201ZM201 96H200V98H202ZM248 96H249V95H248ZM1 97H0V100L3 99V97H2V99H1ZM34 97H35V96H34ZM55 97H56V96H55ZM98 97H99V98H98ZM98 97H97V99H100V95H99ZM103 97H106V96H103ZM175 97H176V94H175ZM203 97H205V96L203 95ZM206 97H207V96H206ZM210 97H211V96H210ZM239 97H240V96H239ZM254 97H255V96H253V98H254ZM260 97H261V94H260ZM45 98H46V97H45ZM84 98H85V97H84ZM107 98H106V99L103 98V99L108 100ZM181 98H182V96H181ZM185 98H186V97H185ZM191 98H192V97H191ZM191 98H190V100H191ZM243 98H244V97H243ZM257 98H258V100H259V97H258V96H257ZM6 99H7V98H6ZM18 99H19V98H18ZM103 99H102V100H103ZM115 99H118V98H115ZM119 99H120V98H119ZM206 99H207V98H206ZM218 99H219V97H218ZM49 100H50V99H49ZM88 100H89V99H88ZM149 100H150V99H149ZM156 100H157V99H156ZM185 100H186V99H185ZM244 100H245V99H244ZM247 100H248V99H247ZM255 100H256V103H258V105H260V102H257V99H255ZM261 100H262V99H261ZM7 101H8V100H7ZM59 101H60V100H59ZM110 101H108V102H110ZM114 101H115V100H114ZM146 101H147V98H146ZM152 101H153V100H152ZM152 101H151V102H152ZM191 101H192V100H191ZM194 101H195V100H194ZM196 101H197V98H196ZM200 101H201V100H200ZM215 101H216V100H215ZM259 101H260V100H259ZM49 102H51V101H49ZM49 102H48V103H49ZM85 102H86V100H85ZM88 102H89V101H88ZM147 102H148V101H147ZM149 102H150V101H149ZM159 102H160V101H159ZM245 102H246V100H245ZM261 102H264V101H261ZM57 103H58V102H57ZM60 103L62 104V102H60ZM94 103H95V102H94ZM110 103H111V102H110ZM134 103H135V102H134ZM196 103H197V102H196ZM204 103H205V102H204ZM210 103H211V102H210ZM55 104H56V103H55ZM61 104H60V105H61ZM100 104H101V103H100ZM146 104L148 105V103H146ZM146 104H145V105H146ZM159 104H160V103H159ZM193 104H194V103H193ZM217 104H218V103H217ZM25 105H26V104H25ZM25 105H24V106H25ZM40 105H41V104H40ZM62 105H63V104H62ZM85 105H86V104H85ZM95 105H96V104H95ZM212 105H215V102H214V104H212ZM222 105H223V103H222ZM248 105L250 106V104H248ZM252 105H253V104H252ZM30 106H31V105H30ZM32 106H33V105H32ZM54 106H56V105H54ZM90 106H91V105H90ZM186 106H187V105H186ZM186 106H185V107H186ZM220 106H221V105H220ZM236 106H237V104H236ZM240 106H241V105H240ZM240 106H239V107H240ZM243 106H244V105H242V107H243ZM245 106H246V105H245ZM88 107H89V105H87V108H88ZM175 107H176V106H175ZM211 107H212V106H211ZM225 107H226V106H225ZM231 107H232V106H231ZM231 107H230V108H231ZM254 107H259V106H254ZM4 108H5V107H4ZM23 108H24V107H23ZM51 108H52V107H51ZM84 108H85V107H84ZM98 108H99V107H98ZM213 108H214V107H213ZM213 108H212V110H213ZM249 108H250V107H249ZM49 109H50V108H49ZM53 109H54V108H53ZM66 109H67V108H66ZM100 109H101V108H100ZM102 109H103V108H102ZM102 109H101V110H102ZM153 109H154V108H153ZM153 109H152V110H153ZM228 109H229V108H228ZM228 109H227V112H228ZM232 109H233V108H232ZM260 109H264V108H261V106H260ZM51 110H52V109H51ZM79 110H80V109H79ZM87 110H90V108H88ZM87 110H86V111H87ZM150 110H151V109H150ZM187 110H188V109H187ZM215 110H216V109H215ZM257 110H258V109H257ZM60 111H61V110H60ZM72 111H73V110H72ZM84 111H85V110H84ZM94 111H95V114H98V112H97L98 110H94ZM94 111H91L92 114H91V112H90V114H91V118L94 116V114H93ZM153 111H154V110H153ZM153 111H152V112H153ZM218 111H221V110H218ZM225 111H226V110H225ZM231 111H232V110H231ZM235 111H236V109H235ZM27 112H29V111H27ZM27 112H26V113H27ZM41 112H42V111H41ZM52 112H53V111H51V113H52ZM62 112H63V110H62ZM65 112H66V110H65ZM96 112H97V113H96ZM155 112H156V111H155ZM222 112H223V111H222ZM257 112H258V111H257ZM261 112H262V111H261ZM42 113H43V112H42ZM51 113H50V114H51ZM66 113H67V112H66ZM85 113H86V116H87V115L90 116L89 111H87V112H85ZM224 113H225V112H224ZM228 113L230 114V112H228ZM233 113H234V112H233ZM245 113H246V112H245ZM45 114H46V116H48L49 113H45ZM62 114H63V115H60V116H62V117L66 115V114L64 115V113H62ZM101 114H102V112H101ZM218 114H219V113H218ZM225 114H226V113H225ZM249 114H250V112H249ZM249 114H248V115H249ZM251 114H252V113H251ZM251 114H250V116H251ZM1 115H2V114H1ZM41 115H44V114H41ZM41 115H40V116H41ZM92 115H93V116H92ZM98 115H99V114H98ZM147 115H148V114H147ZM256 115H258V114H256ZM49 116H51V115H49ZM49 116H48V117H49ZM52 116H53V115H52ZM52 116H51V117H52ZM57 116H58V114H57ZM84 116H85V114H84ZM0 117H1V116H0ZM7 117H8V116H7ZM18 117H19V116H17L16 119H17ZM20 117H25V116H22V115H21ZM27 117H28V116H27ZM33 117H34V116H33ZM41 117H42V116H41ZM44 117H45V116H44ZM54 117H55V116H54ZM54 117H53V118H54ZM74 117H75V116H74ZM94 117H95V116H94ZM244 117H245V116H244ZM246 117H247V116H246ZM248 117H249V116H248ZM4 118H6V117H4ZM4 118H3V119L1 118L0 121H1V120H2V121L5 120ZM64 118H66V117H64ZM64 118H63V119H64ZM88 118H89V117H88ZM88 118L86 117V119H87V121H88L89 123H91V120H92V122H94L95 124H96V122H98V120H96V119H93V118L91 119V118H89V119H90V120H89ZM95 118H96V117H95ZM223 118H224V117H223ZM18 119H21V118H18ZM18 119H17V120H18ZM27 119H28V118H27ZM33 119H35V118H33ZM40 119H41V118H40ZM56 119H57V117H56ZM105 119H106V118H105ZM244 119H246V118H244ZM9 120H11V121H10V125H8V126H12L11 123H14V122L12 121V119H9ZM13 120H14V119H13ZM49 120H50V119H49ZM61 120H62V119H60V121H61ZM65 120H66V119H65ZM93 120H96V121H93ZM100 120H101V119H100ZM236 120H237V119H236ZM45 121H46V120H45ZM51 121H52V119L50 120V122H51ZM54 121H55V119H54ZM244 121H246V120H244ZM247 121H248V120H247ZM254 121H256V122H254ZM254 121H253V122H254L255 124L259 123V124H257V126H258V125H260V126L264 125V115L256 116L255 119H254ZM3 122H4V121H3ZM19 122H20V121H18V123H19ZM28 122H29V121H28ZM46 122L48 123V120H47ZM46 122H45V123H46ZM66 122H67V121H66ZM81 122H83V121H81ZM88 122H87V123H88ZM151 122H152V121H151ZM151 122H148V123L151 124ZM251 122H252V121H251ZM253 122H252V123H253ZM4 123H5V122H4ZM30 123H32V122H30ZM39 123H40V122H39ZM47 123H46V124H47ZM54 123H55V122H54ZM54 123H53V125H54ZM94 123H93V125H94ZM249 123H250V122H249ZM5 124H6V123H5ZM14 124H16V122H15ZM26 124H27V123H26ZM33 124H34V123H33ZM33 124H30V125L32 126ZM35 124H36V121H35ZM41 124H43V123H41ZM48 124H49V123H48ZM39 125H40V124H39ZM39 125H38V126H39ZM44 125H45V124H44ZM74 125H75V124H74ZM80 125H81V124H80ZM1 126H2V124H1ZM3 126H4V125H3ZM36 126H37V125H36ZM36 126H35V127H36ZM38 126H37V127H38ZM50 126H52V124H51ZM75 126H76V125H75ZM75 126H73V128H74ZM82 126H83V125H82ZM89 126H90V124H89ZM43 127H44V126H43ZM84 127H85V126H84ZM90 127H91V128H90ZM90 127H89V128H90L91 130L88 129L89 131H92V130H94V128H96V129H95V132H97L98 129H99V127H98V129H97V127H93V126H92V123H91V126H90ZM254 127H255V126H254ZM3 128H4V127H3ZM29 128H30V126H29ZM56 128H57V127H56ZM58 128H59V127H58ZM58 128H57V129H58ZM63 128H66V127H63ZM71 128H72V127H71ZM73 128H72V129H73ZM255 128H256V127H255ZM258 128H259V127H258ZM30 129H31L30 131L33 132V129H34V128H33V129L30 128ZM35 129H36V128H35ZM42 129H45V128H42ZM2 130H3V129H2ZM28 130H29V129H28ZM38 130H40V129H38ZM45 130H46V129H45ZM96 130H97V131H96ZM256 130H257V129H256ZM43 131H44V130H43ZM43 131H42V133H44ZM49 131H50V130H49ZM40 132H41V131H38L39 134H41ZM47 132H48V131H47ZM95 132H92V133L95 134ZM0 133H1V132H0ZM27 133H28V132H27ZM38 133H37V134H38ZM31 134H32V133H31ZM39 134H38V136H40ZM60 134H61V133H60ZM27 135H28V134H26V132H25V138H24V139H27V140H28L29 137H26ZM43 135H45V134H43ZM43 135H42V137H44ZM54 135H55V134H54ZM62 135H63V134H62ZM36 137H37V136H36ZM42 137L40 136L39 138L42 139ZM2 138H3V137H2ZM44 139H45V137H44ZM48 139H49V138H48ZM29 140H30V139H29ZM29 140H28V141H29ZM45 140H46V139H45ZM28 141H26V142H28ZM32 141H33V140H32ZM24 142H25V141H24ZM44 142H45V141L43 140L42 143L46 145V143H44ZM51 142H52V141H51ZM51 142H49V143H51ZM28 143H29V142H28ZM42 143H41V145H43ZM52 143H53V142H52ZM52 143H51V144H52ZM29 144H30V143H29ZM56 144H57V143H56ZM31 145H32V144H31ZM36 145H37V146H36ZM36 145H35V147H38V145H40L39 142H38ZM27 146H28V145H27ZM46 146H47V145H46ZM48 146H49V144H48ZM54 146H55V145H54ZM28 147H30V146H28ZM50 147H51V145H50ZM56 147H57V146H56ZM31 148H32V147H31ZM40 148H41V150H44V149H43L44 147L42 148V146H39V149H40ZM37 149H38V148H37ZM39 149H38V150H39ZM236 149H237V148H236ZM35 150H36V149H35ZM35 150H34V146H33V149L31 150V153L35 152ZM27 151H28V155L30 156V154H29V150H28V149H27ZM39 152H41V151H39ZM26 153H27V152H26ZM37 154H38V153H37ZM38 155H39V154H38ZM248 155H249V154H248ZM27 157H28V156H27ZM33 157H34V155H33ZM33 157L30 156V158H33ZM247 157H248V156H247ZM21 159H22V158H21ZM254 159H255V158H254ZM32 161H33V160H32ZM36 161H37V160H36ZM30 162H31V161H29V165H30ZM121 162H122V161H121ZM175 164H176V163H175ZM253 164H254V163H253ZM177 165H178V166H177ZM177 165H175V166H176L177 169H178L180 163H178ZM2 166H3V165H2ZM154 167L156 168V166H154ZM176 167H175V168H176ZM195 168H196V167H195ZM178 170H180V168H179ZM192 170H193V169H192ZM197 170H198V169H197ZM172 171H173V169H172ZM174 172H175V171H174ZM183 172H184V171H183ZM185 172H186V171H185ZM185 172H184V173H185ZM184 173H182L183 178H184V176H185ZM186 173H187V172H186ZM186 173H185V174H186ZM34 177H35V176H34ZM172 177H173V176H172ZM128 179H129V178H128ZM133 179H134V178H133ZM195 181H196V180H195ZM5 183H6V182H5ZM133 184H134V183H133ZM262 184H264V183H262ZM134 185H135V184H134ZM134 185H131V186L134 188V187H135ZM252 185H253V184H252ZM254 185H255V184H254ZM131 186H129V187H131ZM242 186H243V185H242ZM255 186H256V185H255ZM42 188H43V187H42ZM133 188H132V189H133ZM250 190H251V189H250ZM252 191H253V190H252ZM252 191H251V192H252ZM134 192H135V190H134ZM252 193H253V192H252ZM135 194H136V193H135ZM258 194H259V192H258ZM136 197H137V196H136ZM254 198H255V194H251V195H249V198H248V199H249L250 201H253ZM85 199H86V198H85ZM252 204H253V203H252ZM91 205H93V204H91ZM50 208H51V207H50ZM224 209H225V208H224ZM247 212H248V211H247ZM50 214H51V213H50ZM52 214H53V212H52ZM100 214H101V213H100ZM53 215H54V214H53ZM255 215H256V214H255ZM100 216H101V215H100ZM103 216H104V215H103ZM50 218H51V217H50ZM239 218L241 219V217H238V219H239ZM99 219H100V218H99ZM99 219H98V220H99ZM244 219H245L246 221L249 220V218H244ZM96 220H97V218H96ZM242 220H243V218H242ZM251 220H252V219H250V221H251ZM235 221H236V220H235ZM235 221H234V222H235ZM104 222H105V221H104ZM238 222L240 223L239 220H238ZM252 222H253V221H252ZM26 223H27V222H26ZM50 223H52V221H51ZM230 223H231V221L229 222V224H230ZM52 224H53V223H52ZM220 224H221V223H220ZM222 224H223V223H222ZM237 224H238V223H237ZM244 225H246V224H244ZM244 225H243V226H244ZM249 225H250V224H249ZM1 226H2V225H1ZM26 226H27V224H26ZM47 226H48V225H47ZM247 226H248V225H246V227H247ZM28 228H29V224H28V227H27V231L29 230ZM41 228H42V227H41ZM43 228H45V226H43ZM48 228H49V227H48ZM56 228H57V227H56ZM243 228H244V227H243ZM249 228H250V227H249ZM223 229H224V228H223ZM47 230H48V229H47ZM49 231H50V230H49ZM250 231H251V230H250ZM14 232H15V231H14ZM41 232H42V231H41ZM44 232H45V231H44ZM28 233H29V231H28ZM87 233H88V232H87ZM24 235H25V234H24ZM28 235H29V234H28ZM52 235H53V234H52ZM254 235H255V234H254ZM174 236H175V235H174ZM218 237H219V236H218ZM236 237H237V236H236ZM255 237H257V238H255ZM255 237H254V240H252L251 244H252V246L254 247L255 253L259 255L260 253H262V252H260V250H261L262 248L260 249V244H259V242L262 241V240H264V239H262V238H261L260 236H258L257 234L255 235ZM51 238H52V237H51ZM51 238H50V239H51ZM216 238H217V237H216ZM247 238H248V237H247ZM55 240H56V238H55ZM247 241H248V240H247ZM214 242H215V241H214ZM260 243H261V242H260ZM22 244H23V242H22ZM52 244H53V243H52ZM107 244H108V243H107ZM211 244H212V243H211ZM26 245H27V244H26ZM207 245H208V244H207ZM32 247H33V246H32ZM95 247H96V246H95ZM96 248H97V247H96ZM42 249H43V248H42ZM32 250H33V249H32ZM242 250H243V249H242ZM252 250H253V249H251V251H252ZM254 250H253V251H254ZM36 251H37V250H36ZM261 251H262V250H261ZM38 253H39V252H38ZM38 253H35V254H34V257H36ZM250 254H252V253L250 252ZM250 254H249V256H250ZM20 255H22V256L20 257L21 259L18 258L19 260H16L17 258H13L12 261H13L14 259H15L16 261H13L12 264H35V262H36V261H35L36 258H34V257H33L34 259H33V258H26V257H28V256L24 257L25 254L23 255V253H21ZM20 255H19V256H20ZM26 255H28V253H27ZM74 255H75V254H74ZM253 255H254V253H253ZM261 255H262V254H261ZM30 256H32V255H30ZM40 256H41V255L38 256V257H39V258H38V261L40 260ZM44 256H45V255L43 254L42 258H43ZM251 256H252V255H251ZM262 256H264V255H262ZM257 257H258V256H257ZM257 257H256V259H257ZM42 258H41V260H42ZM44 258H45V257H44ZM7 259L10 260L11 258H7ZM45 259H46V258H45ZM73 259H74V258H73ZM249 259H250V257H249ZM1 260H2V259H0V261H1ZM41 260H40V261H41ZM38 261H37V262H38ZM40 261H39V262H40ZM65 261H66V260H65ZM91 261H92V260H91ZM254 261H255V260H254ZM255 262H256V261H255ZM245 263H247V261H246ZM259 263H260V262H259ZM0 264H1V263H0ZM9 264H10V263H9Z\"/></svg>",
    "mask_w": 264,
    "mask_h": 264
}]
</instances>
